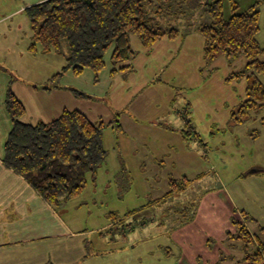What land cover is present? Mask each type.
<instances>
[{
	"label": "rangeland",
	"instance_id": "obj_1",
	"mask_svg": "<svg viewBox=\"0 0 264 264\" xmlns=\"http://www.w3.org/2000/svg\"><path fill=\"white\" fill-rule=\"evenodd\" d=\"M235 1L237 13L260 12L257 40L264 46V0ZM201 3L167 8L176 40L147 49L130 36L134 58L115 63L110 48L98 75L64 72L65 44L59 52H30L25 13L3 23L12 29L0 33V68L26 107L23 122H50L66 108L105 125V161L79 196L54 208L51 239L35 245L37 264L42 249L43 264H256L245 260L254 245L231 236L238 220L264 242V111L232 121L246 100V81L229 77L247 60H205L198 28L210 20ZM222 3L228 19L230 2ZM58 73L54 84L74 97L60 105L54 97L62 94L41 89ZM186 120L199 139L188 134ZM172 182L186 188L172 193Z\"/></svg>",
	"mask_w": 264,
	"mask_h": 264
},
{
	"label": "trees",
	"instance_id": "obj_2",
	"mask_svg": "<svg viewBox=\"0 0 264 264\" xmlns=\"http://www.w3.org/2000/svg\"><path fill=\"white\" fill-rule=\"evenodd\" d=\"M191 0H46L26 9L32 33L30 52H59L63 44L67 49L64 72L75 75L85 69L98 75L105 67L104 56L110 49L115 63L134 58L130 48V36H135L144 48L168 38L176 40L178 30L169 29L167 19L173 5ZM203 4L209 22L199 26L204 40V58L212 62L218 56L227 59L244 57L247 64L243 71L229 80L245 79L246 100L232 115L236 124L245 122L250 113L264 111V46L257 40L260 32V12L250 7L237 13L239 6L229 0L232 15L225 19L222 0H195ZM165 7V8H164ZM180 7V6H179ZM165 11H167L165 13ZM122 68L120 70L126 69ZM117 70H113L112 74ZM52 77L49 91L58 88ZM12 80L6 89L4 109L11 122V130L3 148V165L23 178L40 198L52 208L80 195L86 187L88 176L94 177L104 163L106 152L102 145L104 123L93 124L79 111L64 110L50 122L27 124L22 121L26 109L11 90ZM38 90V88H35ZM195 139V133L186 120ZM193 131V132H192ZM172 193L183 187L174 182ZM243 215L251 219L245 212ZM236 239L246 245H254V253L245 260L264 264V242L250 233L241 221H235ZM263 233L264 229L260 228Z\"/></svg>",
	"mask_w": 264,
	"mask_h": 264
},
{
	"label": "crops",
	"instance_id": "obj_3",
	"mask_svg": "<svg viewBox=\"0 0 264 264\" xmlns=\"http://www.w3.org/2000/svg\"><path fill=\"white\" fill-rule=\"evenodd\" d=\"M44 1L46 0H0V27L3 26L0 33L12 29V25L3 24L5 21L24 13L27 16L26 9ZM2 61L6 60L0 51V62ZM10 81L9 74L0 68V264H37L35 245L51 239L53 214H57V211L45 203L23 178L3 165V148L12 127L3 104ZM44 92L49 95L62 94L54 97L57 105L61 101L66 102L67 98H74L72 94L59 88ZM16 97L21 101L17 95ZM64 110L67 109L62 108L58 115ZM62 206L63 204L59 208ZM61 226L69 231L67 226ZM39 256L43 257L45 263L47 253L43 249L39 250Z\"/></svg>",
	"mask_w": 264,
	"mask_h": 264
}]
</instances>
